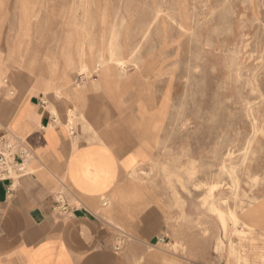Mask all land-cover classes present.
Returning a JSON list of instances; mask_svg holds the SVG:
<instances>
[{
	"label": "rangeland",
	"instance_id": "374dc122",
	"mask_svg": "<svg viewBox=\"0 0 264 264\" xmlns=\"http://www.w3.org/2000/svg\"><path fill=\"white\" fill-rule=\"evenodd\" d=\"M0 5L3 22L31 20L36 42L45 38L36 66L69 74L70 88L113 74L128 90L126 116H139L140 102L151 105L142 116H157L122 129L139 128L152 145L130 178L158 223L145 236L142 219L130 230L116 222L113 264H264V218L254 212L264 204V0ZM67 130L94 134L74 110Z\"/></svg>",
	"mask_w": 264,
	"mask_h": 264
},
{
	"label": "crops",
	"instance_id": "0c3cea01",
	"mask_svg": "<svg viewBox=\"0 0 264 264\" xmlns=\"http://www.w3.org/2000/svg\"><path fill=\"white\" fill-rule=\"evenodd\" d=\"M2 12L0 5V139L21 138L34 157L13 186L0 180V264H113L116 222L130 230L142 219L145 236L158 223L148 192L130 178L152 145L139 128L122 129L153 124L157 116H142L151 107L146 102L137 106L139 116H126L129 105L120 98L128 90L113 74L70 88L69 74L36 66L45 38L36 42L31 20L22 27L19 20L6 23ZM70 110L95 135L71 136ZM60 195L72 205L68 215L57 207ZM102 198L110 207L102 208ZM256 209L264 218V204Z\"/></svg>",
	"mask_w": 264,
	"mask_h": 264
},
{
	"label": "built area",
	"instance_id": "2783aa9c",
	"mask_svg": "<svg viewBox=\"0 0 264 264\" xmlns=\"http://www.w3.org/2000/svg\"><path fill=\"white\" fill-rule=\"evenodd\" d=\"M33 157V152L21 138L0 139V180L9 181L10 186H13L14 180L29 173L27 166ZM103 200L104 206H107L108 200ZM57 207L62 214L72 212V205L63 195L59 196Z\"/></svg>",
	"mask_w": 264,
	"mask_h": 264
}]
</instances>
